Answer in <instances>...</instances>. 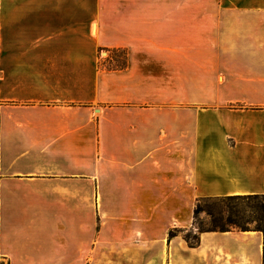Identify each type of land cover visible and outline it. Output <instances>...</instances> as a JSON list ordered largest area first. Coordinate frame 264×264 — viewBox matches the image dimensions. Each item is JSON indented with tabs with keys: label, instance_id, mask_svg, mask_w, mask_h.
Returning <instances> with one entry per match:
<instances>
[{
	"label": "crops",
	"instance_id": "0c3cea01",
	"mask_svg": "<svg viewBox=\"0 0 264 264\" xmlns=\"http://www.w3.org/2000/svg\"><path fill=\"white\" fill-rule=\"evenodd\" d=\"M263 194L264 0H0V264H263L185 239Z\"/></svg>",
	"mask_w": 264,
	"mask_h": 264
},
{
	"label": "trees",
	"instance_id": "16d2710c",
	"mask_svg": "<svg viewBox=\"0 0 264 264\" xmlns=\"http://www.w3.org/2000/svg\"><path fill=\"white\" fill-rule=\"evenodd\" d=\"M124 61L121 63L124 65ZM120 64V65H121ZM118 65V66H120ZM219 205L216 210L209 209L208 214L212 217V227L200 230L198 234L187 233L185 239L191 245L200 242V233L205 231L229 232L237 230L240 232L258 231L264 237V194L263 195H234L225 197L205 198ZM201 212L200 202L194 210L195 220ZM254 226V228H252ZM181 230L172 229L170 238L176 236ZM264 264V245H263Z\"/></svg>",
	"mask_w": 264,
	"mask_h": 264
},
{
	"label": "rangeland",
	"instance_id": "374dc122",
	"mask_svg": "<svg viewBox=\"0 0 264 264\" xmlns=\"http://www.w3.org/2000/svg\"><path fill=\"white\" fill-rule=\"evenodd\" d=\"M103 55L106 56L105 53H103ZM123 61H124L123 55H120L117 58V62L115 65L116 66L120 65ZM223 197H225V196H223ZM198 202H200V205H201V212L199 213L196 220H195V216H194V229H192L188 232H185L186 234L189 232L193 233V235L198 234L200 232V230H207V229L212 227V217L208 214V211H209V209L216 210L217 208H219V205L214 203V201L209 200V199H205V198L199 200ZM252 228H254V226Z\"/></svg>",
	"mask_w": 264,
	"mask_h": 264
},
{
	"label": "built area",
	"instance_id": "2783aa9c",
	"mask_svg": "<svg viewBox=\"0 0 264 264\" xmlns=\"http://www.w3.org/2000/svg\"><path fill=\"white\" fill-rule=\"evenodd\" d=\"M100 55H101L102 57H106V56H104V55H103V52H101V54H100Z\"/></svg>",
	"mask_w": 264,
	"mask_h": 264
}]
</instances>
